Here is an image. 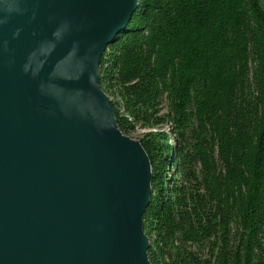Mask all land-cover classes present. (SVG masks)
<instances>
[{"label": "trees", "instance_id": "1", "mask_svg": "<svg viewBox=\"0 0 264 264\" xmlns=\"http://www.w3.org/2000/svg\"><path fill=\"white\" fill-rule=\"evenodd\" d=\"M153 168L152 264H264V0H141L100 64Z\"/></svg>", "mask_w": 264, "mask_h": 264}, {"label": "water", "instance_id": "2", "mask_svg": "<svg viewBox=\"0 0 264 264\" xmlns=\"http://www.w3.org/2000/svg\"><path fill=\"white\" fill-rule=\"evenodd\" d=\"M141 0H0V264H152L153 168L100 64Z\"/></svg>", "mask_w": 264, "mask_h": 264}, {"label": "rangeland", "instance_id": "3", "mask_svg": "<svg viewBox=\"0 0 264 264\" xmlns=\"http://www.w3.org/2000/svg\"><path fill=\"white\" fill-rule=\"evenodd\" d=\"M148 132L147 128L137 126L136 130L128 134L129 137L135 140H139L144 136V134Z\"/></svg>", "mask_w": 264, "mask_h": 264}]
</instances>
